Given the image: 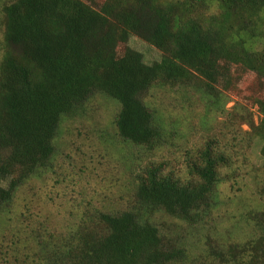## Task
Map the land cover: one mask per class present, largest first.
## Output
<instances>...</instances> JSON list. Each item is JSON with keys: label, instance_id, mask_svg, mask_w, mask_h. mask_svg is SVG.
Instances as JSON below:
<instances>
[{"label": "trees", "instance_id": "1", "mask_svg": "<svg viewBox=\"0 0 264 264\" xmlns=\"http://www.w3.org/2000/svg\"><path fill=\"white\" fill-rule=\"evenodd\" d=\"M1 14L0 212L51 166L61 122L96 96L119 106L122 143L155 152L166 136L144 101L152 89L216 102L220 84L264 82V0H13ZM130 36L161 59L146 64ZM254 105L262 119L254 125L247 109L246 123L264 139V96ZM225 164L208 145L181 174L152 165L136 176L126 208L86 209L58 243L35 241V263L264 264V235L195 256L155 224L160 213L189 226L210 214Z\"/></svg>", "mask_w": 264, "mask_h": 264}, {"label": "rangeland", "instance_id": "2", "mask_svg": "<svg viewBox=\"0 0 264 264\" xmlns=\"http://www.w3.org/2000/svg\"><path fill=\"white\" fill-rule=\"evenodd\" d=\"M12 1L0 0V59L1 9ZM216 11L213 2L210 13ZM127 44L148 65L161 59L160 51L134 36ZM217 89L216 102L199 100L196 94L187 98L174 89L150 91L144 101L166 136L164 148L155 152L118 139L114 119L119 106L104 96L92 98L77 118L63 120L51 166L19 189L0 212V264H37L35 241L58 243L86 209L114 213L126 208L137 175L159 164L166 172L181 174L208 145L227 160L212 212L193 226L161 213L155 224L195 256L264 235V217L257 218L264 213V139L252 136L246 123L247 112L256 126L262 119L254 102L264 96V82L245 76Z\"/></svg>", "mask_w": 264, "mask_h": 264}]
</instances>
